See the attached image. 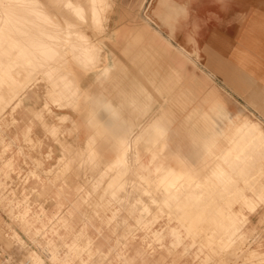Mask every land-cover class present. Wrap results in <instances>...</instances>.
I'll list each match as a JSON object with an SVG mask.
<instances>
[{
	"label": "rangeland",
	"instance_id": "obj_1",
	"mask_svg": "<svg viewBox=\"0 0 264 264\" xmlns=\"http://www.w3.org/2000/svg\"><path fill=\"white\" fill-rule=\"evenodd\" d=\"M72 2L83 6L87 23L65 9L63 0H0V264L23 258L22 252L38 258L41 264H51L52 255L55 264H78L79 258L70 251L72 244L82 245L93 237L100 239L101 248L127 245L126 258L144 264H258L264 256L259 223L264 212V124L243 107L228 109L215 88L206 89L210 77L205 72L204 55L194 53L197 83L181 76V99L186 107L182 109L180 141L177 138L175 143L170 138L175 151H166L161 114L152 116V97L142 89L141 100L126 93L120 96L117 107L99 100L108 108V125L120 128L109 129L120 135L102 136L111 148L109 157L94 149L93 141L88 142L96 159L109 160L104 167L95 166L96 160L89 163L88 152L78 157L79 163L74 160L79 167L61 166L70 163L65 160L67 152L61 138L65 131L60 125L65 120L56 116L54 109L76 106L78 90L70 76L74 77L79 64L93 66L94 62L86 64L89 54H95L89 37L109 31L112 4V0H95L106 4L103 30L97 31L90 19L88 3L92 0ZM44 48L56 52L48 66L58 73V83L51 86L59 98L63 99L60 94L65 91V81L75 93L66 107L50 106L48 112L41 111L40 101L49 84L37 72V66L46 63ZM105 71L107 75L102 74L100 83L108 76L107 67L102 73ZM30 92L38 97L32 107L25 104ZM126 103L133 108L134 127L138 128L132 144L134 149L145 145L144 152H129L131 141L128 138L126 144L122 136L126 132L122 114ZM22 114L27 119L24 123ZM38 114L42 121L36 118ZM53 117L59 122L54 139L41 127L42 122L53 127ZM87 117L91 119L92 113ZM100 124H95L97 133L103 132ZM46 139L59 146V157L46 147ZM182 144L187 149L184 153L179 152ZM121 146L118 151L116 147ZM156 150L160 160L150 159ZM36 157L41 161L40 176L31 174ZM17 159L22 160L21 167H13ZM49 160L54 164L46 162ZM117 161L124 163L112 168ZM58 169L62 170L60 181L71 176L79 182L56 183ZM169 174L178 178L174 189L166 186ZM45 185L58 188L52 196L46 195ZM67 188L70 195L61 198ZM144 192L156 200V207ZM141 203L151 209L147 219L156 220L153 232L162 233L164 251L159 245L153 251L145 248L153 241L146 240L147 234L136 226ZM253 208L259 210L250 211ZM73 231L80 235L75 236ZM173 243L180 244L179 251L169 253L167 245ZM112 259L115 264V257ZM97 261L99 256L93 264Z\"/></svg>",
	"mask_w": 264,
	"mask_h": 264
},
{
	"label": "crops",
	"instance_id": "obj_2",
	"mask_svg": "<svg viewBox=\"0 0 264 264\" xmlns=\"http://www.w3.org/2000/svg\"><path fill=\"white\" fill-rule=\"evenodd\" d=\"M144 2L145 0H112L109 31L89 37L95 45L93 66L82 67L79 64L78 68H75L76 74L73 73L74 77L70 76L78 90L76 106L70 109H54L55 115L65 120L60 126L65 131L61 138L67 152L65 160L70 162L67 166H80L76 165L74 160L79 163L78 157L88 152L89 141H93L92 147L97 148L103 157L110 156L111 148L101 140L102 136L113 137L120 133L109 130L117 126L108 125V108L99 103V100L109 101L117 107L120 96L126 93H131V96L141 100L142 89L152 97V116L161 114L166 151L167 148L175 151V145L171 146L170 138L173 137L176 143L177 138L180 141L181 136V76L185 81L192 80L197 83L198 65L195 52L205 58V72L210 77V82L206 80V89L215 88L216 94L223 98L228 109L243 107L264 124V0H148L150 7L146 8L141 16L139 6ZM193 5L195 8H192ZM128 9H135V14L129 13ZM136 23H146L149 27L142 32H130ZM136 34L137 39L139 36L140 38L135 44ZM131 36H134L133 41ZM217 37L222 44V51L217 53L219 61L212 64L206 49L210 43L217 42L213 39ZM167 41L174 48L184 52L188 58L174 51L172 60L167 61ZM205 41L208 43H203ZM103 67H107L109 73L105 82L100 83ZM167 93L174 95L167 96ZM37 102L38 97H35L33 92L25 99L28 107ZM87 113H92L93 117L89 119ZM133 113V108L126 103L125 108H122L127 122L126 132L122 136L125 137L126 144L128 138L131 141L129 152H144L145 145H136L137 149H134L132 144L134 137L138 135V128L134 127L136 122ZM22 116V122L27 121L25 114ZM51 121L53 126H59L57 117H53ZM96 122H101L103 132H96ZM35 132L41 136L39 130L35 129ZM46 143L54 157H59V146L52 140L46 139ZM148 146L151 147L152 144ZM116 148L120 151L122 146ZM149 158L160 160L158 151ZM49 161L46 162L52 165L55 162ZM107 161L109 160L105 158H97L95 166L104 167ZM13 162V167L22 166L20 159ZM168 166L171 167V164ZM66 182L77 181L71 176H66L65 181H60V184ZM45 188L47 191L44 194L52 196L58 187L45 185ZM64 192L61 198L70 195L69 188Z\"/></svg>",
	"mask_w": 264,
	"mask_h": 264
},
{
	"label": "snow or ice",
	"instance_id": "obj_3",
	"mask_svg": "<svg viewBox=\"0 0 264 264\" xmlns=\"http://www.w3.org/2000/svg\"><path fill=\"white\" fill-rule=\"evenodd\" d=\"M89 4V9H90V19L91 23L94 25L95 30L101 31L103 30V17L104 14V9L106 7V4H97L95 0H92L91 3ZM63 7L71 12V14L78 20H81L85 23L87 21L85 20L84 17V9L83 6L81 5H76L72 2V0H63ZM150 5L148 3V0H145L144 4L142 6H139L140 9V14L141 16L144 14V10L146 8H149ZM192 8H195V5L192 6ZM128 12L131 13L132 15L135 14V9H128ZM217 42L210 43L206 51L209 54L210 57V62L212 64H216L219 61V56L217 53H220L222 51V44L219 42V37L213 38ZM203 43H208L207 41ZM42 54L45 56L46 63L40 64L37 66V72L39 75H43L45 77V82L49 84L48 89L43 93L44 99L40 101V107L42 112H48L50 109V106H58V107H66V101L70 100L75 93L72 92L71 87L68 86L67 82L65 81V91L60 94L63 96V99L59 98L58 93L55 88H53L51 85L53 83H58L57 81V75L58 73L55 71V69H51L48 65L51 64L56 56V52L54 49H49V48H44ZM94 55L89 54V56L86 58V64H91L94 62ZM45 69H50V70H45ZM45 70V71H42ZM104 75H107V71L103 73ZM37 119L42 121V117L38 114ZM63 123V121H61ZM41 127L46 129L47 135L52 137L53 139L57 135V128L55 126L53 127H47L46 125L41 123ZM28 143H31L32 141L29 139L27 141ZM87 160L89 163H94L96 160V153L92 150L91 147V142H90V147L87 153ZM124 162L117 161L114 163L111 167L112 168H118L123 165ZM33 168H32V175L33 176H40V167H41V161L39 157H36L33 160ZM67 168V165L64 166ZM110 170V169H109ZM61 171L60 169L57 170V176H56V183H60V178H61ZM49 180L52 179L51 175L48 177ZM177 179L175 176L172 174H169L165 178L166 186L168 189H174L177 183ZM115 195V192L113 193V196ZM144 196L149 197V203L152 205V207H156V200L151 198V194L149 192H144ZM261 202L264 203V193L261 195ZM253 210H259V209H250V211ZM139 217L136 221V226L140 227L142 229L143 233H146L147 236L145 237L146 240L150 238V241L153 242H147L145 244V248L149 251H153L157 248V245H159V249L161 251L165 250V242L163 240V236L161 232H153V225L156 223V220H149L147 217L151 216V209L147 207V205L141 203L140 208H139ZM235 223V221H233ZM259 223L261 225V238L264 239V212H262ZM67 229V225H65ZM82 231V230H81ZM75 236L80 235L79 233H76L73 231ZM99 234L97 233V236ZM174 237L178 240L177 233H174ZM100 239L93 237L91 239H87V243L84 244H79L74 242L71 246V254L79 259L78 264H93L95 257L99 256L100 261H97L96 264H113V257H115V264H144L143 261H135V260H128L126 258L127 252L126 248L127 245L121 244V246L117 249H113L111 247H106V248H101L99 247L100 244ZM180 244L179 243H173L171 245H167V249L169 250V253L171 251H179ZM187 251V249L185 250ZM7 256V253H5ZM21 256L23 258H18L14 261H10L9 264H41V261L32 256V257H27L25 253H21ZM87 256V259H83V257ZM51 264H55V257L54 255L51 256L50 258ZM258 264H264V256H262L258 262Z\"/></svg>",
	"mask_w": 264,
	"mask_h": 264
},
{
	"label": "bare ground",
	"instance_id": "obj_4",
	"mask_svg": "<svg viewBox=\"0 0 264 264\" xmlns=\"http://www.w3.org/2000/svg\"><path fill=\"white\" fill-rule=\"evenodd\" d=\"M141 5H142V4H141ZM124 10H125V9H124ZM121 12H122V10H121ZM145 14L148 15L147 12H146ZM139 17H140V15H139ZM129 19H130V18H129ZM129 19H128V20H129ZM124 22H125V21H124ZM136 24H137V23H136ZM121 26H122V25H121ZM129 26H130V25H129ZM148 27H149V25H147L146 23H145V24H137V25L132 26V29H130V30H131L130 32H132V31H133V32H142V31H145L146 29H148ZM117 29H118V28H117ZM117 29H116V30H117ZM115 32H116V31H115ZM119 32H120V31H119ZM130 32H129V34H128L129 36H130ZM127 33H128V31H127ZM134 34H135V33H134ZM139 34H140V33H139ZM144 34H145V33H144ZM128 35H127V36H128ZM145 35H146V34H145ZM124 36H125V35H124ZM129 36H128V37H129ZM138 36H139V35H138ZM131 37H132V36H131ZM135 37H136V40H134V41H135V44H136V43H138L137 40H139L140 36H139V38L137 39V34H136ZM126 38H127V37H126ZM133 38H134V36H133L132 38H130V39H132L131 41H133ZM141 38H142V37H141ZM144 38H145V37H144ZM130 39H129V40H130ZM136 41H137V42H136ZM140 41H141V39H140ZM132 43H133V42H132ZM139 43H140V42H139ZM125 44H127V42H126ZM130 46H131V45H130ZM148 46H149V45H148ZM125 47H126V46H125ZM134 47H135V45H134ZM134 47H133V48H134ZM150 50H151V49H150ZM174 51H175L176 53H178V54H180V55L186 57L185 54H184V52H179V50L176 51V49L173 48V46L167 41V51H166L167 61L170 60V59L172 60V58H173V57H172V53H174ZM126 52H127V51H126ZM127 53H128V52H127ZM135 53H136V52H135ZM151 53H152V51H151ZM140 54L142 55V53H140ZM132 55H133V54H132ZM134 55H135V54H134ZM138 55H139V54H138ZM141 55H140V56H141ZM140 56H139V58H141ZM134 58H136V57H134ZM137 58H138V57H137ZM141 59H142V58H141ZM135 60H136V59H135ZM135 60H134V61H135ZM151 60H152V59H151ZM171 60H170V61H171ZM140 61H141V60H140ZM172 67L178 69L177 66L175 67V66L172 65ZM183 78H184V77H183ZM166 79H167V80L169 79V73H167ZM18 81H19V80H18ZM14 82L17 83V80H15ZM9 85H11V84H9ZM14 85H15V84H14ZM184 85H185V84H184ZM198 85H199V89L202 88V85H201V84H198ZM185 86H186V85H185ZM8 87H9V86H8ZM199 89H198V91H199ZM199 92H200V91H199ZM171 94H172V95H170L169 93H167V96H173V95H174L173 93H171ZM197 95H198V94L196 93V96H197ZM11 98H12V97H11ZM185 107H186V103H183V102H182V104H181V108L184 109ZM182 146H183V144H182ZM186 151H187V149H185V145H184V146L182 147V149H181L180 152H181V153H184V152H186ZM183 155H184V154H183ZM183 155H182V156H183Z\"/></svg>",
	"mask_w": 264,
	"mask_h": 264
},
{
	"label": "built area",
	"instance_id": "obj_5",
	"mask_svg": "<svg viewBox=\"0 0 264 264\" xmlns=\"http://www.w3.org/2000/svg\"><path fill=\"white\" fill-rule=\"evenodd\" d=\"M9 262H6V264H8Z\"/></svg>",
	"mask_w": 264,
	"mask_h": 264
}]
</instances>
